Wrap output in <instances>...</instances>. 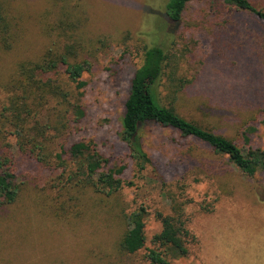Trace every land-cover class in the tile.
<instances>
[{
  "label": "rangeland",
  "instance_id": "obj_1",
  "mask_svg": "<svg viewBox=\"0 0 264 264\" xmlns=\"http://www.w3.org/2000/svg\"><path fill=\"white\" fill-rule=\"evenodd\" d=\"M167 1L6 0L17 43L0 50V81L17 62L37 59L49 47L67 51L69 62L88 61L80 136L95 142L109 168L127 164L122 177L131 180L128 151L118 137L122 102L145 48L160 45L171 58L166 72L186 82L171 99L164 77L161 103L245 151H264L263 23L248 14L232 23L217 0H190L170 32ZM250 1L264 11V0ZM54 77L64 91L77 92L64 66ZM140 134L152 165L134 180L138 200L132 187L109 196L68 183V138L62 171L19 150L10 137L20 190L14 203L0 208V264H148L145 256L159 231L152 214L145 220L144 247L134 254L119 248L126 216L139 202L166 215L174 205L183 209L189 253H166L170 264H264V172H243L227 156L167 128L147 125Z\"/></svg>",
  "mask_w": 264,
  "mask_h": 264
},
{
  "label": "trees",
  "instance_id": "obj_2",
  "mask_svg": "<svg viewBox=\"0 0 264 264\" xmlns=\"http://www.w3.org/2000/svg\"><path fill=\"white\" fill-rule=\"evenodd\" d=\"M189 1L168 0L165 4L164 18L170 32L176 31ZM217 1L223 15L232 23L236 15L248 14L264 25V11L252 1ZM5 3L6 0H0V50L8 52L17 43V28ZM170 59L169 52L160 45L145 48L142 63L133 70L122 102L118 137L128 151L133 174L131 180L122 177L127 164L109 168L108 160L98 151L95 142L80 136L86 118L82 103V89L86 82L82 76L90 70V63L69 62L67 51L55 53L51 47L37 59L17 62L14 72L0 81V208L14 203L20 190L10 137L14 138L19 150L34 154L39 162L57 166L62 171H66L68 164L62 157L68 138V154L73 164L67 174L68 183L78 189L94 188L109 196L124 187H132L135 200L139 199L140 187L134 180H140L147 166L152 165L140 134L141 128L147 125L173 130L183 138H193L215 154L227 156L243 172H264L263 150L248 147L245 151L222 134L182 118L171 104L161 103L159 88L163 86L164 77L171 99L186 86L175 71L166 72ZM60 66H64V74L75 86L76 93H68L57 84L54 75ZM244 140L248 142L247 137ZM151 214L159 223V231L151 238L152 248L145 256L148 264H170L166 257L169 252L174 257H186L190 235L183 219V209L178 205L173 206L171 215H166L139 202L126 216L127 230L119 242L120 250L134 254L144 247L145 220Z\"/></svg>",
  "mask_w": 264,
  "mask_h": 264
}]
</instances>
